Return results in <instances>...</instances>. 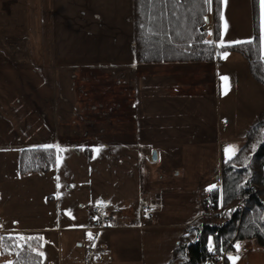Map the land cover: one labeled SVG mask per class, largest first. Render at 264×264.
<instances>
[{"label": "crops", "instance_id": "crops-1", "mask_svg": "<svg viewBox=\"0 0 264 264\" xmlns=\"http://www.w3.org/2000/svg\"><path fill=\"white\" fill-rule=\"evenodd\" d=\"M259 31L264 56L260 0ZM252 37V0H221L220 42ZM263 108L262 87L236 54L137 64L132 0H0V152L56 153L51 174L19 175L33 187L28 201L53 209L52 228L5 211L0 236L38 235L42 253L55 233L58 264L63 251L81 258L93 245L106 250L100 264H167L202 215L200 195L220 186L221 155L241 145ZM94 207L121 226L95 227Z\"/></svg>", "mask_w": 264, "mask_h": 264}, {"label": "trees", "instance_id": "trees-1", "mask_svg": "<svg viewBox=\"0 0 264 264\" xmlns=\"http://www.w3.org/2000/svg\"><path fill=\"white\" fill-rule=\"evenodd\" d=\"M252 11V43L220 46L221 0H212L211 4L205 0H132L135 62L208 63L220 61L225 52L233 53L247 63L264 95L259 0H252ZM204 24L211 25L210 29L202 31ZM55 166L53 148L18 151L22 176L51 174ZM219 166L220 186L200 195L202 215L186 228L167 264H214L224 255L236 253V245L245 240H254L264 250V108L245 131L235 154L231 159L221 155ZM237 203L241 205L234 207ZM221 210L225 212L223 219ZM211 216L220 222L207 220ZM0 237L4 238L0 242V264H41L42 256L37 254L43 244L40 236ZM225 264H229L227 257Z\"/></svg>", "mask_w": 264, "mask_h": 264}, {"label": "rangeland", "instance_id": "rangeland-1", "mask_svg": "<svg viewBox=\"0 0 264 264\" xmlns=\"http://www.w3.org/2000/svg\"><path fill=\"white\" fill-rule=\"evenodd\" d=\"M239 146L240 145H237L235 151ZM19 175L17 156L14 158L11 154L6 156V154L0 152V212H2V216L6 215V211L7 216L16 217L20 222H23V224H35V226H37L36 228L51 229L54 225L53 209L35 208L36 204L33 201H28L27 196L23 195V192H26L27 189L33 190V187L29 182H23V184L20 183ZM5 193H11L10 195L8 194L9 196L7 199L4 198ZM239 205H241V203H237L234 207H238ZM2 218L3 217H0V220ZM207 220L220 222L219 219L216 220L213 219V217L208 218ZM8 221L9 223H13L7 217V222ZM201 221L203 222L204 220ZM62 228H64L63 225ZM56 238L57 236L55 233L44 235L41 264H58L59 258L54 254V250L57 246ZM245 246L251 247V251L248 255L239 254V249H237L236 253L231 255V257L234 258L238 257L235 259V264H264V250L259 249L257 244L253 248L254 245L252 242H248ZM79 261L80 253L67 256L64 254V251L62 252V257L60 258L62 264H81ZM230 262L233 264V260L230 259Z\"/></svg>", "mask_w": 264, "mask_h": 264}, {"label": "built area", "instance_id": "built-area-1", "mask_svg": "<svg viewBox=\"0 0 264 264\" xmlns=\"http://www.w3.org/2000/svg\"><path fill=\"white\" fill-rule=\"evenodd\" d=\"M210 27L209 24H204L201 26L202 31H206ZM139 210L142 216L143 220L149 219L151 214V207L144 201H140L139 203ZM212 210L211 208L208 209V214H211ZM223 219V216L225 215V212L221 210ZM92 216H93V222L95 227L99 229H105V228H119L120 222L118 218L111 214L107 208L103 207H94L92 209ZM248 242H252L254 245L253 248L256 245V242L254 240H245L240 243L239 247V254L242 255H248L251 251V247L245 246ZM255 242V243H254ZM106 255V250L100 246V245H93L89 248H87L84 252V254L80 258V262L82 264H100V260L104 258ZM232 255V254H230ZM229 256V254L224 255L223 257L215 260L216 263L222 262L226 257Z\"/></svg>", "mask_w": 264, "mask_h": 264}, {"label": "snow or ice", "instance_id": "snow-or-ice-1", "mask_svg": "<svg viewBox=\"0 0 264 264\" xmlns=\"http://www.w3.org/2000/svg\"><path fill=\"white\" fill-rule=\"evenodd\" d=\"M205 2L208 3V4H211L212 0H205ZM260 3H261V33H262V35H261V41L264 42V0H260ZM208 35H211V33L209 32ZM204 43L211 45L212 44V41H204ZM235 43H237V44H240V43H248V44H251L252 41L251 40H248V41H236ZM220 46H224L223 40H221ZM223 55L226 57L228 55V53L225 52V53H223ZM221 79L223 81L227 82L228 77L222 76ZM47 147L51 148L52 146L49 145ZM57 151L59 152V151H62V150L59 149V148H57ZM225 151H226V155H228V158L229 159H231V156L235 154V150L232 149V148H228ZM58 160H59V157H58ZM58 187H59V185H58ZM57 195H59V193ZM100 203H102V202H98V204H100ZM89 238L92 239L91 234H89ZM3 239L4 238L0 237V242H2ZM21 239H25V238L21 237ZM26 239L27 240H31V239H34V238L28 237ZM41 247H42V245H41ZM236 247H237V249H239L240 245H236ZM209 250L211 251L212 249L210 248ZM33 251H35V249ZM37 254L38 255H43V253H39V252ZM237 258L238 257H236V258L231 257V256L229 257V259L233 260V264H235V259H237Z\"/></svg>", "mask_w": 264, "mask_h": 264}, {"label": "water", "instance_id": "water-1", "mask_svg": "<svg viewBox=\"0 0 264 264\" xmlns=\"http://www.w3.org/2000/svg\"><path fill=\"white\" fill-rule=\"evenodd\" d=\"M208 21V20H207ZM151 163H155L157 161V155L156 152L153 151L149 160Z\"/></svg>", "mask_w": 264, "mask_h": 264}]
</instances>
